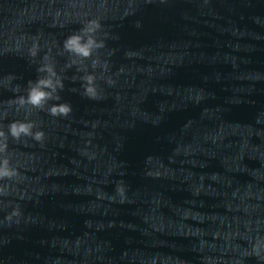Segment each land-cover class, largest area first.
Instances as JSON below:
<instances>
[{"label": "water", "instance_id": "water-1", "mask_svg": "<svg viewBox=\"0 0 264 264\" xmlns=\"http://www.w3.org/2000/svg\"><path fill=\"white\" fill-rule=\"evenodd\" d=\"M93 19L100 22L94 35L104 47L90 58L66 51L65 39ZM262 37L264 0H0V130L7 136L0 158L20 171L96 139ZM95 59L100 64L93 68ZM44 65L64 85L57 89L60 100L47 101L44 109L19 107L29 81L47 76L38 71ZM89 74L99 99L84 95L82 77ZM53 104H67L71 112L52 116ZM14 121L33 123L44 141L12 138L8 125Z\"/></svg>", "mask_w": 264, "mask_h": 264}, {"label": "clouds", "instance_id": "clouds-1", "mask_svg": "<svg viewBox=\"0 0 264 264\" xmlns=\"http://www.w3.org/2000/svg\"><path fill=\"white\" fill-rule=\"evenodd\" d=\"M101 28L98 20H89L85 26L78 32L68 36L63 44L66 51L73 53L83 58H90L94 50L104 47L102 40L98 41L95 38V33ZM38 45L34 44L30 49V54L35 57L37 55ZM100 64L99 59L92 61L93 68ZM105 70L107 64L104 65ZM38 71L47 73V76L38 78L35 82L29 81V87L27 89V96H20L17 100L19 107L30 105L36 109H44L47 101L60 100V96L57 94V89H63L64 85L62 81L56 78V73L51 65H44L39 68ZM9 80L13 77H9ZM85 81L84 95L90 99H99L97 87L95 86L96 77L89 74L82 77ZM109 84L114 83L110 78ZM19 91V87L16 88ZM48 112L52 116H67L71 112V107L67 104H53L48 108ZM36 127L31 122H11L8 125V132L12 138L19 140L22 136L31 137L37 142H43L45 134L42 130L33 132V128ZM7 151V136L4 131L0 130V154H4ZM18 175L15 168L10 166V161L6 156L0 158V179H11ZM0 194L7 195V189L0 186ZM123 194L121 193V196ZM21 215L19 208L11 213L7 217L10 221L13 217H19ZM256 250H259V244L256 245Z\"/></svg>", "mask_w": 264, "mask_h": 264}]
</instances>
